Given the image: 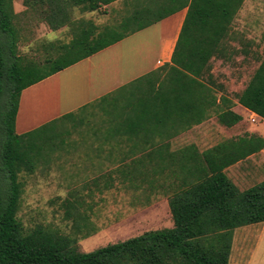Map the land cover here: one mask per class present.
<instances>
[{"label":"trees","instance_id":"16d2710c","mask_svg":"<svg viewBox=\"0 0 264 264\" xmlns=\"http://www.w3.org/2000/svg\"><path fill=\"white\" fill-rule=\"evenodd\" d=\"M115 1L25 0L27 10L17 13L15 0H0V264H232L235 231L264 223V181L242 191L227 171L264 150V139L258 136L233 138L204 152L195 145L174 153L169 146L127 148L125 155L133 161L114 165L117 178L113 172L109 179L92 181L100 192L112 190L118 181L136 193L169 194L172 228L148 231L86 253L79 251V242L96 229L91 228L90 215L78 210L86 204L84 196L72 194L63 201L71 235L43 225L28 231L19 219L25 178L40 167H51L64 136L70 134L60 123L74 117L70 114L20 135L16 122L22 93L177 10L138 27L136 18L104 29L92 20L74 19L76 11L93 13ZM245 1L187 0L188 14L171 63L138 80L148 82L137 102L140 124L163 127L172 122L179 130L169 134L170 140L213 115L226 128L243 121L233 111L234 101L225 95L217 97L210 63L222 55V45ZM31 9L52 31L68 27L72 36L67 43H43L40 60L19 54L20 18ZM259 63L237 102L264 120V57ZM133 105L130 95L125 107ZM134 120L136 116H129L121 124L128 128L124 135L136 134L132 133Z\"/></svg>","mask_w":264,"mask_h":264},{"label":"crops","instance_id":"0c3cea01","mask_svg":"<svg viewBox=\"0 0 264 264\" xmlns=\"http://www.w3.org/2000/svg\"><path fill=\"white\" fill-rule=\"evenodd\" d=\"M186 2L187 0H117L103 6L99 11L85 13L86 21L92 20L99 28L104 29L119 27L128 18H136L138 27L177 9L174 14L160 22L130 33L117 44L22 93L16 122V131L20 135L70 114L74 117L60 124L72 128L78 122L93 121L99 112L101 122L91 125L90 139L81 141L65 139L53 157L52 164H59L54 174H58L60 179L86 181L82 186L69 184L65 187L68 197L72 194L91 195V190L94 195V191H100L92 186V181L109 179L113 172L117 178L118 173L115 171L117 168L114 165L133 161V158L126 157L124 149L131 147L166 149L169 146L170 153H174L195 145L200 152H204L227 140L238 138L234 135L237 125L233 128L223 127L228 135H222L217 129H209L204 122L168 140L171 132L179 130L178 126L176 129L173 127L172 122H167L163 127L155 125L150 127L137 121L139 95L146 84L148 85V82L138 83V80L171 63L188 14L189 6L185 4ZM130 95L134 105L132 108H126L125 104ZM235 103L233 111L240 114L243 120L242 113H245L251 122L254 117L256 118L254 124L259 120L264 123L260 116L238 102ZM240 108L242 113L238 112ZM129 116L133 118L136 116L132 127V133L136 134L133 136L124 135L128 128L121 127V124L128 122ZM161 132L164 133L163 136ZM243 136H258L264 139V129L246 130ZM138 158L136 157V161ZM167 158L165 154L164 159ZM241 166L244 170L242 179L251 181L247 188H241L239 183L235 182L242 191L262 183L264 150L229 168L228 171ZM89 209L86 204L78 207V210L84 213L90 212ZM93 235H97V232ZM231 263L264 264V223L235 231Z\"/></svg>","mask_w":264,"mask_h":264},{"label":"rangeland","instance_id":"374dc122","mask_svg":"<svg viewBox=\"0 0 264 264\" xmlns=\"http://www.w3.org/2000/svg\"><path fill=\"white\" fill-rule=\"evenodd\" d=\"M24 1L15 0L14 8L17 13L27 10ZM85 15L76 11L74 19H84ZM20 19L19 54L28 56L29 59H42L43 43H67L72 39L68 27L54 32L41 20L38 12L32 9L27 14H22ZM263 56L264 0H246L233 22L228 38L222 45V55L212 59L210 63L217 97L220 99L225 95L237 102L238 95L247 87ZM3 100L5 105L7 95ZM238 112L242 113L241 108ZM96 114L93 121L84 120L72 128L69 127L70 134L64 136L66 141L90 139L91 125L101 122L99 112ZM242 114L244 120L235 127L234 135L241 137L246 130L264 129L261 120L254 124L247 114ZM205 125H208L209 129H217L222 135H228L216 115L207 120ZM58 166V163H53L50 169L40 167L33 176H27L24 180L25 191L19 219L28 231L43 225L60 229L64 234H73L70 224L64 220L65 211L62 204L69 198L65 187L69 184L82 186L86 181L60 179L58 174H54ZM243 172L241 166L229 170L227 174L234 183H239L241 188H247L251 181L242 179ZM94 192L92 197L87 196V193H84V196L86 206L90 208L87 214H90L94 225L91 228L96 229L97 235L80 240L81 252L91 253L108 245L141 236L148 231L173 227L169 194L162 191L156 194L136 193L118 181L116 187L110 191Z\"/></svg>","mask_w":264,"mask_h":264},{"label":"built area","instance_id":"2783aa9c","mask_svg":"<svg viewBox=\"0 0 264 264\" xmlns=\"http://www.w3.org/2000/svg\"><path fill=\"white\" fill-rule=\"evenodd\" d=\"M252 122H256V118L255 117L252 119Z\"/></svg>","mask_w":264,"mask_h":264}]
</instances>
